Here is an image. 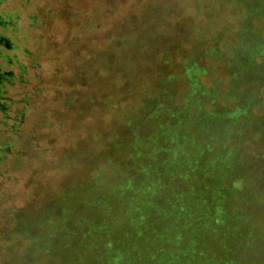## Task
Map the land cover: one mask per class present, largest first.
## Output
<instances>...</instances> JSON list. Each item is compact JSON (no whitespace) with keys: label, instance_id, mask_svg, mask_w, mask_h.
Here are the masks:
<instances>
[{"label":"rangeland","instance_id":"374dc122","mask_svg":"<svg viewBox=\"0 0 264 264\" xmlns=\"http://www.w3.org/2000/svg\"><path fill=\"white\" fill-rule=\"evenodd\" d=\"M256 1L0 0V35L12 47H0L5 54L0 67L18 72L19 65H25L22 76L8 88L11 95L29 99L13 150L0 161V229H10L14 222L24 224L38 237L34 258L47 264L52 241L69 234L67 208L74 205L83 216L87 199L93 203L105 188L125 184L122 162L101 161L95 141L104 130L103 119L110 129L119 126L122 110L103 114L96 102L86 104L89 94L97 92L100 50L106 49L104 56L109 57L110 37L119 20L184 19L183 43L191 58L168 80L170 89L160 93L153 114L177 110L180 121L170 132L178 136L174 143H182L185 152L213 144L214 160L226 164L238 160L242 201L235 199L234 205L240 200L242 213L253 215L250 221L255 212L256 217L259 214L256 245L264 242V17L256 12ZM241 57L242 62L234 65ZM152 79L144 82L145 88ZM70 96L76 97L74 105ZM128 102L132 105L131 99ZM0 120L14 123L1 112ZM160 136L158 132L154 142ZM154 137L141 139V145L146 149ZM221 148L230 150L224 155ZM247 193L255 210L248 205L250 196L245 199ZM249 228L255 238L256 227ZM242 230L245 235L244 226ZM2 236L0 243L6 241ZM22 236L15 240L14 254L0 250V264L21 259L28 244ZM243 258V263L249 260Z\"/></svg>","mask_w":264,"mask_h":264},{"label":"trees","instance_id":"16d2710c","mask_svg":"<svg viewBox=\"0 0 264 264\" xmlns=\"http://www.w3.org/2000/svg\"><path fill=\"white\" fill-rule=\"evenodd\" d=\"M260 3L261 0L256 1L255 10L264 17ZM185 23L184 19L152 18L124 19L114 24L112 42L107 38L110 55L105 58L106 49L100 50L97 92L94 96L89 94L86 104L96 102L103 114L122 110L119 126L110 129L103 119L104 130L95 141L99 159L121 161L127 181L105 188L93 203L87 199L88 211L83 216L78 215L74 205L67 208L64 216L69 234L52 241L47 264H264V242L256 245L259 214L256 217L255 212L250 221L253 215L242 213L238 160L236 164L214 160L213 144L198 145L193 152H185L182 143H174L178 136L170 132L180 121L177 110L170 109L171 114L164 110L161 116L153 114L160 104V93L170 89L168 80L191 58L183 43ZM1 46L12 48L3 35ZM1 55L5 54L0 50ZM4 57L8 60V56ZM242 60H236L234 65ZM17 69L18 72L0 67V112L14 122L6 124L0 120V161L13 150L29 102L26 95L17 98L10 94L8 86L26 70L24 64ZM150 79L153 84L145 88L144 82ZM75 99L70 96L68 101L74 105ZM150 121L157 125L151 122V127ZM165 124L170 126L163 131ZM7 125L10 129H6ZM146 126L150 127L149 132ZM158 132L161 136L156 143ZM152 135L155 137L145 149L140 141H149ZM222 150L227 155L230 148ZM185 161V165L181 164ZM248 196L247 193L245 199ZM235 199L241 200L238 206L234 205ZM252 201L251 195L248 205L254 209ZM22 225L14 222L10 229H0V236L5 235L6 240L0 243V250L15 252V240L23 235L28 239L25 253L21 259L11 258L12 263L43 264L33 256L38 237ZM252 226L256 227L255 238L249 235ZM95 238L97 244L93 243ZM56 241L59 245L54 244ZM244 256L249 258L245 263Z\"/></svg>","mask_w":264,"mask_h":264},{"label":"flooded vegetation","instance_id":"af4514ba","mask_svg":"<svg viewBox=\"0 0 264 264\" xmlns=\"http://www.w3.org/2000/svg\"><path fill=\"white\" fill-rule=\"evenodd\" d=\"M7 43V42H6Z\"/></svg>","mask_w":264,"mask_h":264}]
</instances>
